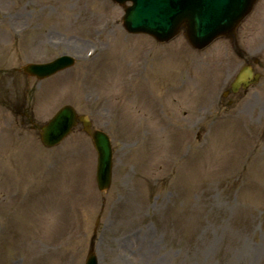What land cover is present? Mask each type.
Here are the masks:
<instances>
[{
    "label": "rangeland",
    "instance_id": "1",
    "mask_svg": "<svg viewBox=\"0 0 264 264\" xmlns=\"http://www.w3.org/2000/svg\"><path fill=\"white\" fill-rule=\"evenodd\" d=\"M0 1L27 26L16 47L0 12V69L77 58L42 82L0 71V264H85L94 233L99 264H264V0L239 29L262 78L229 106L243 60L227 39L129 34L111 0ZM66 104L111 137L106 193L81 126L41 143Z\"/></svg>",
    "mask_w": 264,
    "mask_h": 264
},
{
    "label": "water",
    "instance_id": "2",
    "mask_svg": "<svg viewBox=\"0 0 264 264\" xmlns=\"http://www.w3.org/2000/svg\"><path fill=\"white\" fill-rule=\"evenodd\" d=\"M125 2L127 0H119ZM243 1L246 5L238 4ZM255 0H133L128 9L126 24L133 31H145L159 40L175 36L182 26H187L191 42L204 47L216 37L235 28L250 11ZM50 67L46 72L56 69ZM46 74V73H44ZM78 116L71 107H65L43 129V142L52 146L63 140L77 124ZM81 119V118H80ZM82 120V119H81ZM99 151L100 188L107 189L111 182L112 149L105 133L95 131L83 121ZM94 264V260L89 262Z\"/></svg>",
    "mask_w": 264,
    "mask_h": 264
},
{
    "label": "bare ground",
    "instance_id": "3",
    "mask_svg": "<svg viewBox=\"0 0 264 264\" xmlns=\"http://www.w3.org/2000/svg\"><path fill=\"white\" fill-rule=\"evenodd\" d=\"M110 26H108V28H109ZM112 27V26H111ZM101 32H103V31H101Z\"/></svg>",
    "mask_w": 264,
    "mask_h": 264
}]
</instances>
